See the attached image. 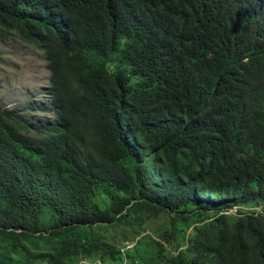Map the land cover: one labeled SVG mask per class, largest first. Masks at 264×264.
Returning <instances> with one entry per match:
<instances>
[{
    "label": "trees",
    "instance_id": "trees-1",
    "mask_svg": "<svg viewBox=\"0 0 264 264\" xmlns=\"http://www.w3.org/2000/svg\"><path fill=\"white\" fill-rule=\"evenodd\" d=\"M0 35L51 71L0 106V264H264V0H0ZM147 215L176 250L124 255Z\"/></svg>",
    "mask_w": 264,
    "mask_h": 264
},
{
    "label": "rangeland",
    "instance_id": "rangeland-1",
    "mask_svg": "<svg viewBox=\"0 0 264 264\" xmlns=\"http://www.w3.org/2000/svg\"><path fill=\"white\" fill-rule=\"evenodd\" d=\"M51 71L48 66V60L45 53L33 44H28L21 41L14 35L2 37L0 35V106L3 108H18L23 106L30 100H41L40 93L42 88L50 82ZM246 210H255L261 212L264 208L252 207L246 204L243 207ZM232 211H236L233 208ZM143 225L138 226L137 239L130 242V238L136 235L127 230V226L110 227L109 233L117 237L114 241L124 255L129 250L140 247L147 249L146 255L150 256L153 253L149 252L153 248L158 251V242H163V232L168 228L171 243H164L167 250L174 252V245L181 241L176 238L177 230L175 225L170 226V219L167 216H144ZM191 231V227L187 228V232ZM175 242L174 245L172 243ZM183 247V246H180ZM155 257V256H154ZM82 262V263H81ZM79 264H101L99 259H84ZM154 264H159L154 261Z\"/></svg>",
    "mask_w": 264,
    "mask_h": 264
},
{
    "label": "clouds",
    "instance_id": "clouds-1",
    "mask_svg": "<svg viewBox=\"0 0 264 264\" xmlns=\"http://www.w3.org/2000/svg\"><path fill=\"white\" fill-rule=\"evenodd\" d=\"M232 211V210H231ZM233 212H235V211H233Z\"/></svg>",
    "mask_w": 264,
    "mask_h": 264
}]
</instances>
